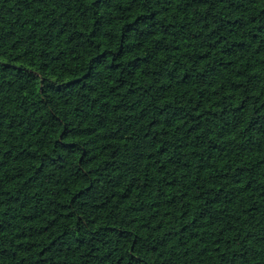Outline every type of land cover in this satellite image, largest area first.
I'll use <instances>...</instances> for the list:
<instances>
[{
  "label": "trees",
  "instance_id": "1",
  "mask_svg": "<svg viewBox=\"0 0 264 264\" xmlns=\"http://www.w3.org/2000/svg\"><path fill=\"white\" fill-rule=\"evenodd\" d=\"M0 264H264V0H0Z\"/></svg>",
  "mask_w": 264,
  "mask_h": 264
}]
</instances>
